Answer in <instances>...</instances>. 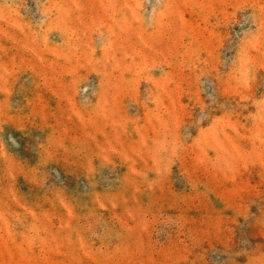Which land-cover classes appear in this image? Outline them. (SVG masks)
<instances>
[{
    "label": "rangeland",
    "instance_id": "374dc122",
    "mask_svg": "<svg viewBox=\"0 0 264 264\" xmlns=\"http://www.w3.org/2000/svg\"><path fill=\"white\" fill-rule=\"evenodd\" d=\"M0 264H264V0H0Z\"/></svg>",
    "mask_w": 264,
    "mask_h": 264
}]
</instances>
